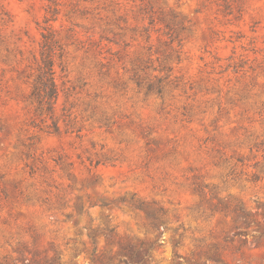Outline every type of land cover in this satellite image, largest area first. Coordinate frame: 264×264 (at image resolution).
Wrapping results in <instances>:
<instances>
[{"label":"rangeland","instance_id":"rangeland-1","mask_svg":"<svg viewBox=\"0 0 264 264\" xmlns=\"http://www.w3.org/2000/svg\"><path fill=\"white\" fill-rule=\"evenodd\" d=\"M56 1L47 113L0 0V264H264V0Z\"/></svg>","mask_w":264,"mask_h":264},{"label":"trees","instance_id":"trees-1","mask_svg":"<svg viewBox=\"0 0 264 264\" xmlns=\"http://www.w3.org/2000/svg\"><path fill=\"white\" fill-rule=\"evenodd\" d=\"M50 5L46 10V16L44 17V25L41 30V41L39 48V57L35 66V74H30L27 77L34 76L31 81V90L29 97L32 102L36 104V108L39 110H45L47 113H51L53 110V103L57 96V84L55 82V70H54V55H55V40L53 30L50 26V21L54 19L57 13V1L49 0ZM152 22V21H151ZM150 22V23H151ZM55 128L56 124L53 123ZM113 233V228L108 229V235ZM108 241L105 242V247L108 245ZM140 243L139 246H142ZM136 245V244H135ZM129 243L122 241L119 243L118 253L125 255L124 252H128V259L130 264H138L134 260L132 251H129ZM110 255V254H109ZM150 257V253H148ZM147 260V259H146ZM93 261V259H92Z\"/></svg>","mask_w":264,"mask_h":264}]
</instances>
